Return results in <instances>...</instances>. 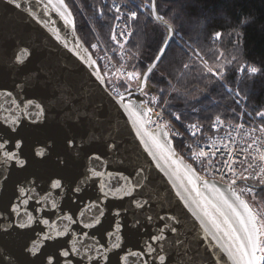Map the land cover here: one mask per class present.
Instances as JSON below:
<instances>
[{
	"label": "snow or ice",
	"instance_id": "6c2138e0",
	"mask_svg": "<svg viewBox=\"0 0 264 264\" xmlns=\"http://www.w3.org/2000/svg\"><path fill=\"white\" fill-rule=\"evenodd\" d=\"M5 2L48 30L55 41L83 64L93 67L96 63L78 39L73 37L70 41L47 19L50 10L55 11L65 27L75 30L73 13L65 0ZM120 7L116 10L119 11ZM156 9V0H151V9L148 3L138 6V11L146 16L149 10L155 12ZM80 10L83 11V5ZM138 11L128 12V19L135 21ZM148 18L155 19L152 16ZM173 35H169L157 49L153 67L142 74V80L138 72L127 73L129 81L137 82L139 92L147 95V78L164 59L173 42ZM112 38L115 39V34ZM91 47L95 49L97 45L92 44ZM35 52L33 44L24 36H19L10 42L6 55L17 79L23 76V85L35 82V91L39 92L41 83L47 86L54 69L43 62H36ZM122 68L117 70L121 79ZM96 79L102 84L107 83L101 75H96ZM15 89H20L25 95L21 97ZM127 91V97L115 90L111 95L115 106L127 115L143 152L150 158L147 167L139 162V158L135 162L127 158L128 167H124L126 160L123 157L119 161L108 159L110 155L120 154V145L115 137H110L111 143H104V150L91 149V155H88L76 141L86 135L82 125L89 114L82 112L71 99L55 101V106L63 112L62 120L66 125L60 127L48 120L47 113L53 105L46 103V98H28L21 83L14 82L13 90L0 88V96L4 97V102L0 103V188L12 184L11 195L0 202V221H3L0 222V235L15 233L20 241V254L38 258L37 264H169V261L172 264H197V261L221 264L224 257L227 264H264V211L254 210L245 198L251 195L255 201L258 188L264 187V148L260 147L261 140L253 139L242 149L246 154L245 160L251 153L252 162L240 172L236 170L237 161L232 149L227 151L228 159L222 160V169L216 166L214 159L219 151L216 141H212L211 147L217 148V151L211 153L205 152L199 141L195 147L187 145L192 149L189 158L204 168L205 175L201 176L171 146L167 124H157L149 130L152 109L146 106L147 101L136 103L131 99V85ZM151 102L155 104L157 97L152 96ZM69 104L72 106L68 107ZM172 115L180 119L178 113ZM219 122L217 117L216 123ZM189 127L199 131L196 125ZM25 130L39 133L34 141L39 146H35L34 150L33 145L28 143ZM192 134L195 135V132ZM228 139L232 140V137L229 135ZM73 150L84 152L87 156L88 163L83 171H73ZM52 155L56 156L53 162L55 171L43 176L27 172L30 163L50 161ZM37 157L42 159L37 160ZM117 163L122 170H110ZM256 168L259 170L256 171ZM14 172L25 174L14 179ZM217 172L221 180L226 181L225 184L220 185L218 181L206 178ZM158 177L167 178L176 201L182 205L180 211L174 213L169 208L160 214L154 210L153 205L159 202L153 195ZM248 181L254 183L249 184ZM238 182H242L244 187L237 188ZM126 198L128 206L124 207ZM160 207L163 211L162 202ZM130 209L147 210L152 215L136 218L133 211V223L128 227L127 213ZM142 223L148 226L155 224V233H143L147 239L142 245L137 241L126 250L124 233L135 238ZM68 237L70 239H66ZM201 246L203 256L200 255ZM45 248H50L47 254L44 253ZM0 264H19V259L7 249L0 248Z\"/></svg>",
	"mask_w": 264,
	"mask_h": 264
},
{
	"label": "trees",
	"instance_id": "16d2710c",
	"mask_svg": "<svg viewBox=\"0 0 264 264\" xmlns=\"http://www.w3.org/2000/svg\"><path fill=\"white\" fill-rule=\"evenodd\" d=\"M78 1L96 23L105 1ZM156 4L162 21L179 30L203 58L192 56L174 36L151 74L148 87L171 119L178 125H205L215 116L236 119L243 108L249 111L247 119L255 117L264 124V0H156ZM148 16L139 15L131 41V59L139 70L154 57L166 36V29ZM79 23L84 27L81 19ZM242 62L254 65L255 71L247 73L245 65L239 71ZM238 96L240 103L235 100ZM255 202L264 211V187L258 188Z\"/></svg>",
	"mask_w": 264,
	"mask_h": 264
},
{
	"label": "water",
	"instance_id": "95a60500",
	"mask_svg": "<svg viewBox=\"0 0 264 264\" xmlns=\"http://www.w3.org/2000/svg\"><path fill=\"white\" fill-rule=\"evenodd\" d=\"M153 14L155 16V12H153ZM47 19L53 22V26L60 30L61 35L66 34L70 41L75 37L83 47L86 48L77 36L76 31H73L72 28L65 27L63 20L55 11L50 10ZM19 36L27 38L28 42L33 44L36 48L34 54L36 62H43L54 69V74L48 80L47 86L45 87L43 83H41L39 92L35 91V82L23 85L24 77L21 76L17 79L15 71L12 70L11 64L7 59L6 53L9 51L10 42ZM69 46L71 47L72 44L70 43ZM87 54L90 55L89 52ZM29 66L31 67L32 65ZM152 66L153 62L149 68ZM93 69H95V74L93 73ZM96 75H101L96 64H94L93 67H88L83 64L75 55L68 52L62 44L55 41L48 30L37 25L26 15L21 14L19 10L13 9L5 0H0V88L13 90L14 82L21 83L26 89L28 98H36L38 96L46 98L45 102L53 105L51 110L47 113L48 120L51 124L60 127H65L66 125L62 120L63 112L60 111L59 107L55 106V101L57 99H71L72 103L80 106L82 112H87L89 114V118L86 119L82 125V128L86 131V135L82 138L78 137L76 141L77 145L85 149L88 155H91V149L104 150V143H111L110 137H115L116 142L120 145V154L110 155L108 159L119 161L123 157L126 160L124 167H128L127 158L130 157L133 162L139 158V162L147 167L150 158L143 152L138 138L131 129L127 115L115 106L114 98L111 93L104 84L96 79ZM15 93H19L21 97L25 95L20 89H15ZM131 99L136 103L140 102L134 98ZM3 102L4 97L0 96V103ZM125 102H127V100ZM71 106V104L68 105V107ZM24 134L28 137V143L33 145V150L35 146H39L34 144L39 133L25 130ZM82 140L83 143H81ZM171 146L173 147L172 140ZM72 156L75 161L73 171H83L88 163L87 156L84 152H77V150H73ZM36 159L41 160L42 158L37 157ZM55 160L56 156L52 155L50 161H45L44 163H30L27 167V172L38 173L41 176L46 175L55 171L53 167V162ZM110 170H122V168L117 163L113 164ZM24 174L25 173L14 172L13 178L15 179V177L23 176ZM219 184L223 185L222 183ZM89 191L92 190L89 189ZM11 192V183L6 188H0V202L6 201L9 195H11ZM170 193L172 194L170 195ZM153 195L154 198L159 201L153 205L156 212L164 214V211L169 208H171L174 213L180 211L182 205L176 201L174 190L171 189V185L167 182V178H157L155 186L153 187ZM169 201H171V203H169ZM160 202L163 203V211L161 210ZM127 206L128 201L126 198L124 207ZM133 211L136 213V218L152 215V213L147 210L141 212L140 210L130 209L127 213L128 227H131L133 223ZM133 231H135V229H133ZM155 231V224L148 226L146 223H142L139 226V232H137L135 238L124 233L126 235L125 249L132 248V245L137 241L142 245L143 240L147 239V236L142 234L155 233ZM66 239H70V237ZM19 243L20 241L15 233L0 235V248L7 249L17 256L19 264H37L38 258H32L31 256L24 257L20 254ZM49 251L50 248L44 249L45 254ZM200 255H204L203 246H201ZM44 258H46V256ZM130 264H132V262H130ZM169 264H172V262L169 261ZM197 264H202V262L197 261ZM221 264H227L226 257L222 258Z\"/></svg>",
	"mask_w": 264,
	"mask_h": 264
},
{
	"label": "rangeland",
	"instance_id": "374dc122",
	"mask_svg": "<svg viewBox=\"0 0 264 264\" xmlns=\"http://www.w3.org/2000/svg\"><path fill=\"white\" fill-rule=\"evenodd\" d=\"M240 68H242V66H241ZM134 82L137 83L136 81H134ZM201 124H202V123H201ZM249 200H250L252 203H255V201L253 200V198H252L251 195L249 196Z\"/></svg>",
	"mask_w": 264,
	"mask_h": 264
},
{
	"label": "bare ground",
	"instance_id": "6f19581e",
	"mask_svg": "<svg viewBox=\"0 0 264 264\" xmlns=\"http://www.w3.org/2000/svg\"><path fill=\"white\" fill-rule=\"evenodd\" d=\"M243 67H244V66H242V68H243ZM242 68L239 67V71H240Z\"/></svg>",
	"mask_w": 264,
	"mask_h": 264
}]
</instances>
